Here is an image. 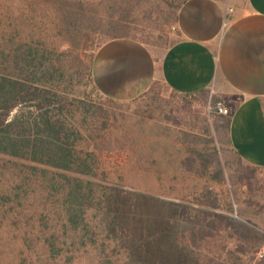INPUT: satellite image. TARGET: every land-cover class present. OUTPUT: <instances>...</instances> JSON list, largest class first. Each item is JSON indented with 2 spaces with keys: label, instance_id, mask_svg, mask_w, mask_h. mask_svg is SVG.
I'll return each mask as SVG.
<instances>
[{
  "label": "rangeland",
  "instance_id": "1",
  "mask_svg": "<svg viewBox=\"0 0 264 264\" xmlns=\"http://www.w3.org/2000/svg\"><path fill=\"white\" fill-rule=\"evenodd\" d=\"M110 1L94 0L92 6L81 10L64 0H27L24 10L32 28L41 26L47 35L58 31L59 40H66L65 27L59 21L56 24L54 12L81 15L67 50L73 61L77 55L92 53L77 43L82 35H92L101 45L117 34L105 18L111 12L107 9ZM125 1L134 9L120 30L121 36L156 49L170 43L168 26L182 0ZM83 72L76 77V91L86 94L85 105L92 107L81 124L79 145L92 150L93 144L108 139L115 147L114 155L97 162L93 181L110 187L106 193L111 196L112 208L126 216L136 239L143 240L142 256H132L130 264H214L228 252L245 261L253 257V250L264 238L235 217L241 204L244 213L264 218V207L256 205L263 174L255 171L250 179H242L248 177V171L228 143L229 111L226 115L215 113L219 99L210 92L207 101L198 94L178 96L160 86L135 101L118 102L99 94ZM208 193L216 200V208L201 204ZM205 214L223 216L231 226L223 220L210 231L205 225L210 217L201 221L200 232L198 226ZM240 246L251 254L244 257L237 251Z\"/></svg>",
  "mask_w": 264,
  "mask_h": 264
},
{
  "label": "trees",
  "instance_id": "2",
  "mask_svg": "<svg viewBox=\"0 0 264 264\" xmlns=\"http://www.w3.org/2000/svg\"><path fill=\"white\" fill-rule=\"evenodd\" d=\"M64 1L84 10L94 0ZM26 2L0 0V264H130L132 256H142L143 240L136 239L126 216L112 208L106 193L110 187L93 181L97 162L114 155L115 147L108 139L93 144L92 150L79 145L81 124L92 105L83 108L86 94L76 91V77L83 70L82 76L96 90L91 67L102 44L90 34L80 35L77 43L92 53L72 61L67 50L77 31L78 14L54 12L56 24L65 27L66 40H59L58 31L48 36L41 26H30ZM107 9L111 11L105 17L107 25L113 34L118 31L108 40L133 38L119 34L133 6L111 0ZM160 86L164 85L154 82L142 96ZM208 93L197 94L207 101ZM246 170L248 177L242 179L256 171L248 166ZM202 201L217 206L209 193ZM210 217L205 224L210 231L223 220L231 226L223 216L205 214L200 232L201 221ZM263 250L259 246L249 253L240 246L237 251L244 257L251 252L254 256L245 261L228 252L214 264H264L257 257Z\"/></svg>",
  "mask_w": 264,
  "mask_h": 264
},
{
  "label": "crops",
  "instance_id": "3",
  "mask_svg": "<svg viewBox=\"0 0 264 264\" xmlns=\"http://www.w3.org/2000/svg\"><path fill=\"white\" fill-rule=\"evenodd\" d=\"M168 36L162 49L133 38L104 42L91 67L96 90L118 102L156 81L178 95L209 90L229 111L231 149L263 174L256 205L264 207V0H184ZM238 208L235 218L264 238L263 216Z\"/></svg>",
  "mask_w": 264,
  "mask_h": 264
},
{
  "label": "built area",
  "instance_id": "4",
  "mask_svg": "<svg viewBox=\"0 0 264 264\" xmlns=\"http://www.w3.org/2000/svg\"><path fill=\"white\" fill-rule=\"evenodd\" d=\"M214 109H215V113L218 115H226L228 113L227 108L222 106L221 104L216 105ZM257 257L260 260L264 259V250L259 252L257 254Z\"/></svg>",
  "mask_w": 264,
  "mask_h": 264
}]
</instances>
